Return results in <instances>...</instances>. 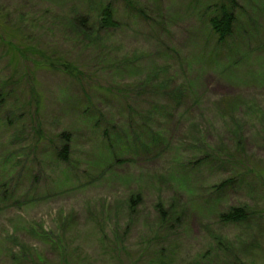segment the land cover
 Here are the masks:
<instances>
[{"label": "rangeland", "instance_id": "1", "mask_svg": "<svg viewBox=\"0 0 264 264\" xmlns=\"http://www.w3.org/2000/svg\"><path fill=\"white\" fill-rule=\"evenodd\" d=\"M128 2L0 0V264H264V0Z\"/></svg>", "mask_w": 264, "mask_h": 264}, {"label": "trees", "instance_id": "2", "mask_svg": "<svg viewBox=\"0 0 264 264\" xmlns=\"http://www.w3.org/2000/svg\"><path fill=\"white\" fill-rule=\"evenodd\" d=\"M127 1V4L130 5ZM230 2H227L226 4H222L220 6H218L216 9H214L215 11L212 13L210 19H209V25L211 28V31H213L214 35L217 37L218 42L223 43V41L225 42V40L229 37V35L232 32L234 23H235V19L236 17L234 16V13L232 11L231 8H233V6L230 7L228 6ZM130 7V6H129ZM98 22H99V28H103V29H110V28H116L117 27V23L114 19V11L111 7V5L106 4L105 6H102L99 10L98 13ZM73 24L75 26V28L78 29L77 33L78 35H82L83 37H87L88 35H90V26L89 25V19L88 17L85 16H76L73 20ZM18 38L20 37H15V38H11L8 40L7 44L9 46L12 47L13 51L16 52V59L18 60H26L25 54L26 51H33L35 50L34 48H29L26 46L25 43V38L22 37V40ZM11 49V50H12ZM35 54H33L34 56ZM38 59V58H37ZM29 61V60H28ZM30 62V61H29ZM39 61L34 62L31 61V63L35 66V64H37ZM64 70H66V72L69 75H74V68L72 67H67V65H62ZM13 83V82H12ZM9 85V84H8ZM11 86V85H10ZM3 95L2 93H0V103H3ZM65 136V135H64ZM66 137V136H65ZM68 138V137H67ZM59 158L61 159V161L66 162L67 156H68V146L64 145L61 150L57 153ZM225 184L222 183L220 185V187H223ZM219 187V188H220ZM131 200H129L131 203V207L133 208L135 204L138 203V201L140 200V195L136 194L135 197L130 198ZM160 205V204H159ZM158 205V206H159ZM158 212H162V208L161 206L158 207ZM248 216L247 210L245 207H231L229 208L227 211L220 213L219 215V220L222 221L223 223H240L245 221Z\"/></svg>", "mask_w": 264, "mask_h": 264}]
</instances>
